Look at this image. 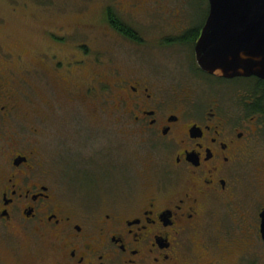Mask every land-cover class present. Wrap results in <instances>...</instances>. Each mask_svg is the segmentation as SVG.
<instances>
[{
  "label": "rangeland",
  "instance_id": "374dc122",
  "mask_svg": "<svg viewBox=\"0 0 264 264\" xmlns=\"http://www.w3.org/2000/svg\"><path fill=\"white\" fill-rule=\"evenodd\" d=\"M121 5L125 8L113 0H0V66L9 64L17 69L13 99L19 110L14 117L23 118L13 122L16 141L35 144L45 168H71L72 174L83 168L122 167L132 160L136 179L132 198L137 201L144 184L151 182L158 171L153 167L157 155L147 150L138 132L125 134L131 131L124 125V118L119 119L122 124L113 120L125 116L114 107L118 105L115 95L112 97L107 88H97L96 74L113 76L105 78L106 85L116 77L139 71L151 82V88L157 84L163 89L167 99L192 91L208 105L214 99L224 101V96L218 89L212 91L220 86L213 78L189 73L194 72L190 46L161 42L181 30L199 28L208 13L207 0H141L139 8L138 4ZM107 11L134 30L137 40L122 37L107 24ZM55 61L64 65L57 67ZM64 89L71 93L72 100ZM35 129L39 130L37 134ZM8 133L6 140L0 138V148L3 141L12 142L14 135L8 137ZM87 150L91 154L87 155ZM99 159L103 163L92 166ZM108 159L113 160V166L107 165ZM248 165L243 181L232 186L227 201L220 197L204 211L202 228L193 237V257L182 256L176 264L209 259L217 264H264V243L254 232L259 207L264 204V156ZM80 183V188L62 186L64 196L77 208L84 195L97 191L87 180ZM99 187L103 191L102 185ZM110 187L100 194L106 202L126 196L122 187ZM14 212L9 223L0 221V264H56L54 256H48V243L31 235L30 225L20 224V216ZM205 234L213 235L219 243L226 240L228 251L222 255L221 249H211V254H205L198 245ZM239 238L246 243L240 260L236 255Z\"/></svg>",
  "mask_w": 264,
  "mask_h": 264
},
{
  "label": "flooded vegetation",
  "instance_id": "af4514ba",
  "mask_svg": "<svg viewBox=\"0 0 264 264\" xmlns=\"http://www.w3.org/2000/svg\"><path fill=\"white\" fill-rule=\"evenodd\" d=\"M113 1L120 8H125L123 3L132 7L138 4L136 8L141 4V0ZM204 21L196 38L183 39L185 31L181 30L161 42L169 40L168 45L181 48L190 46L194 72L189 73L213 78L220 89L212 91L218 89L224 101L214 99L207 105L192 91L167 99L163 89L157 84L151 88V82L135 70L131 76L116 77L106 85L105 78L113 76L96 74L97 88L109 89L118 101L115 109L125 116L113 120L122 124L119 119L124 118V125L131 131L125 130V134L138 132L147 150L157 155L153 167L158 171L151 182L144 184L137 201L132 198L136 188L132 160L121 167L113 166V160L108 159L111 168H83L72 174L71 168H45L35 144L16 141L13 122L23 118L14 117L15 110H19L13 99V75L17 69L9 64L0 66V138L5 139L7 132L8 137L14 135L12 142L3 141L0 148V221L9 223L17 211L20 224H29L30 234L48 243V256L52 254L56 264H176L182 256L193 257V237L202 228L200 218L207 206L220 197L227 201L232 186L243 181L248 163L264 156V79L253 75L217 77L203 71L197 65L194 47ZM66 93L72 100L71 93ZM38 132L35 129L34 133ZM86 153L91 154L88 150ZM101 162L99 159L92 166L98 167ZM85 180L97 191L84 195L77 208L72 199L64 196L62 188H80V182ZM99 185L103 191L109 186V190L112 186L122 187L126 196L106 202L101 199ZM263 208L264 204L259 207L254 227L261 240L259 213ZM205 237L198 244L205 254H211V249H221L222 255L228 251L226 240L219 243L213 235ZM241 238L238 260L246 252ZM197 264L217 262L209 259Z\"/></svg>",
  "mask_w": 264,
  "mask_h": 264
},
{
  "label": "water",
  "instance_id": "95a60500",
  "mask_svg": "<svg viewBox=\"0 0 264 264\" xmlns=\"http://www.w3.org/2000/svg\"><path fill=\"white\" fill-rule=\"evenodd\" d=\"M195 43L197 65L217 77L264 79V0H207ZM264 242V208L259 213Z\"/></svg>",
  "mask_w": 264,
  "mask_h": 264
},
{
  "label": "trees",
  "instance_id": "16d2710c",
  "mask_svg": "<svg viewBox=\"0 0 264 264\" xmlns=\"http://www.w3.org/2000/svg\"><path fill=\"white\" fill-rule=\"evenodd\" d=\"M106 20L109 21V24L111 25V27L113 29H115L118 33H120L122 36H124L125 38H131L133 40H137L136 39V34L133 33L134 30H132L131 28H129V26L123 24L120 20L117 19V17L115 18L113 14H111V11H107V15H106ZM199 28L195 29V30H185V33L183 34V39H191L196 38L197 33H198ZM192 38V39H193Z\"/></svg>",
  "mask_w": 264,
  "mask_h": 264
}]
</instances>
